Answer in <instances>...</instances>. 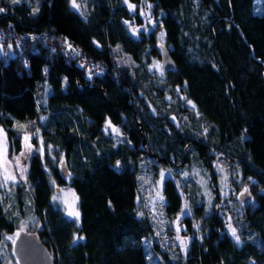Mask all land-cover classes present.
<instances>
[{"label":"trees","instance_id":"obj_1","mask_svg":"<svg viewBox=\"0 0 264 264\" xmlns=\"http://www.w3.org/2000/svg\"><path fill=\"white\" fill-rule=\"evenodd\" d=\"M78 1L79 11L70 0H0V31L10 38L3 46L11 45V55L0 57V124L19 151L14 125L34 120L67 169L64 177L56 165L47 161L46 167L33 156L13 204L0 203V243L20 220L35 219L37 237L55 264H149L146 240L162 264H264V12L254 13L253 0H128L151 4L160 19L154 30L134 37L125 21L136 14L122 0ZM161 32L176 70L157 74L150 65L159 58ZM88 69L98 74L87 78ZM40 82L51 87L42 107ZM172 113L176 125L167 117ZM106 121L126 139L110 128L106 133ZM190 156L213 172L218 201L215 161L229 166L233 186L221 213L202 203L193 207L198 233L185 254L170 253L152 239L150 219L136 212V165L142 157L163 164L173 157L186 166ZM45 167L75 191L78 223L52 205ZM249 178L253 198L241 202L236 181ZM163 196L172 217L182 205L172 179L165 180ZM184 225L192 231V218ZM74 237L84 239L74 243Z\"/></svg>","mask_w":264,"mask_h":264},{"label":"rangeland","instance_id":"obj_2","mask_svg":"<svg viewBox=\"0 0 264 264\" xmlns=\"http://www.w3.org/2000/svg\"><path fill=\"white\" fill-rule=\"evenodd\" d=\"M10 3H12V0H8ZM31 2L34 5H37L38 0H19ZM77 3L80 5V2L77 0ZM122 4L126 5L128 7L129 4H132L135 6L134 10H130L133 15L136 14V16H133L131 20L128 21L127 25L129 28L130 33L137 37L140 32L145 31H152L156 28L157 24H159L160 19L159 17L156 18L151 13V9L148 8L147 3H141L139 5L133 4V3H125V0H122ZM0 7H2V4L0 3ZM129 8V7H128ZM253 11L256 14H262L264 12V0H253ZM144 12L146 15H141V13ZM151 20V22H149ZM131 26V27H130ZM132 29H136L135 34H133ZM6 33L0 31V35H2V39H0V57H7L11 55V48H5L3 46V42L5 43L7 40H10L8 37V34L5 36ZM156 43H163L161 42L160 35H158V39ZM170 48V46H168ZM116 50H119V46H116ZM121 61L124 65L134 67L133 62L130 60L129 56L126 54H121ZM154 63L158 64L160 67L156 68L153 67ZM150 69H153L155 73L161 74L163 72V69L160 65V59H153L152 64L150 65ZM88 73H86L87 78L93 77L95 74H98V71L88 69ZM40 82L38 84V90H37V100L39 103V106L42 107V105L45 103L46 98L51 92V87L47 82L42 83ZM184 101V100H183ZM147 105L149 106V109L151 111H155L152 104L147 102ZM185 105L190 107V109H194L192 105L188 103V101H184ZM168 119L176 125L177 123V115L176 113H172L167 115ZM175 117V119H173ZM43 116L41 115L39 117V120L42 121ZM20 124L27 125L24 129H18L16 127V124L14 125L15 130H17L18 135H20L21 138V149L19 151H16L14 149V146H10V139L8 137V134L4 127L0 124V128L4 129V132L7 136V161L9 162L8 165H5V167L9 168V171L12 175L16 177V183H13L12 181H9L6 187H0V203L6 202L9 203L10 206L13 204L15 200V191L16 188L21 183H26L27 181V175L29 166L31 163V160L34 155H37L42 158V163L44 166L47 165V161L50 162L52 165H56L58 171L60 172V162L61 157H63L62 154H57L56 151L53 150L51 145H45L43 142V139L40 135V132H38V135H34L37 133L38 128L36 127V122L33 121H26V122H19ZM165 127V126H164ZM118 128V127H115ZM111 129V128H110ZM119 132L120 135H123L124 140L125 135L121 131L120 128ZM166 129V128H164ZM112 132V130H111ZM25 134H29L32 136V139L30 143L33 146V152L29 154L26 158L20 157V153L24 151V136ZM114 136H119L112 132ZM41 141L43 142V148H44V155L41 156V153L39 149L41 148ZM49 146H51V149L49 150ZM15 157H20V166H27V172H26V179L20 178V172L17 168ZM160 157V156H159ZM141 159V160H140ZM139 159V162L136 165V170L138 172V198H137V214L143 213L144 217H148L150 221L152 222L154 226L155 236L152 238L155 242L158 243V247L162 248L164 250H167L170 253H173L175 251L181 252L185 254V250H182V245L180 243V240L177 239V236H179L181 239H187V247L188 244L191 242V240L194 238V236L197 235V221L194 219L193 214V207L196 204L202 203V205L206 206L208 205V210L211 211L215 209L216 212L221 213V211L224 209V206L227 204L224 199H227L229 196V193L231 192L230 186H233L230 183V175L231 171L228 168L229 166L226 165L224 160L219 159L215 161V172L217 173L218 177V190L222 192V199L223 201H218L216 198V189L214 188L213 179H212V171L210 170H203L201 166L199 165L198 159L195 156L189 157V162H187L186 166H181L179 163H176L173 157L166 158V164H163L161 162V158L156 159V161H147V159H144L143 157ZM180 166V167H179ZM47 167V166H46ZM46 171L48 172L49 176V184L51 187V203L53 206L59 208L62 210L65 216H67L70 219L76 220L74 216H70L68 213L72 211L73 209L78 211L77 203H78V197L75 193V191L68 186L67 179L65 184H59L58 181L53 178L52 174H50V169L46 168ZM223 168V172H221L219 169ZM164 171V178L161 179V171ZM170 170V171H168ZM187 172L188 176H184V173ZM140 177H144V180H141ZM226 177V179H225ZM166 179H172L179 190V193L182 197V205L179 209V211L172 217L166 216V200L163 196V186ZM53 181L55 183H53ZM147 181V182H145ZM201 181H204L202 184ZM0 183H3V168H0ZM251 183H254V180L252 178H249L248 180H237L235 188L238 190L236 191V198L241 194H244V189H248V193L250 194V198H253L252 191L250 190ZM157 190L160 192V194L163 196V201H157L156 193ZM225 193H227L225 195ZM53 196L58 197V199L53 200ZM209 196H211V200L209 199ZM187 203L188 207L184 209V213L182 214L181 210L184 207V204ZM179 216V220H177V217ZM185 217L192 218L193 223V230L188 231L186 226L184 225V219ZM225 219H228L227 215L224 214L223 216ZM23 225V230H21V226ZM39 223L35 219H22L17 224L16 228L12 232H3L1 243H0V264H18L16 258L13 255L12 247L14 244V241L16 240L17 233L21 231L28 232L31 235L38 236V230H39ZM226 227H228L226 223ZM177 228L180 229L179 232H177ZM13 237V239H7V237ZM147 250V258L149 264H162L160 260L156 257L154 254V251L152 249V243L149 240H146V246L145 251ZM187 250V249H186ZM173 257V256H172Z\"/></svg>","mask_w":264,"mask_h":264},{"label":"snow or ice","instance_id":"obj_3","mask_svg":"<svg viewBox=\"0 0 264 264\" xmlns=\"http://www.w3.org/2000/svg\"><path fill=\"white\" fill-rule=\"evenodd\" d=\"M19 0H12V3H18ZM128 0H125V3H127ZM70 5L73 9L79 11L80 10V5L77 3V0H70ZM129 9L130 10H134L135 6L132 5V4H129L128 5ZM148 8L151 9L152 8V5L149 4L148 5ZM35 11H38V9H36ZM5 12V9L0 7V13H3ZM81 15H83V13H81ZM141 15H146V13L142 12ZM151 22V20L149 21ZM125 23L127 24L128 21H125ZM131 27V26H130ZM133 31V34H135L136 32V29H132ZM165 36V33L164 32H161L160 33V39H161V42L163 41V38ZM0 39H2V35H0ZM94 43H96L94 41ZM65 44L67 45V47L76 53V55H80V52L78 49H75L72 47L71 44H68L67 43V40H65ZM99 46V45H97ZM9 48H11V45L8 46ZM161 47L163 48V43H161ZM84 65H81V67H83ZM153 67H156V68H159L160 66L156 63H154ZM45 71H47V69H45ZM90 78V77H89ZM188 103L190 105H192V107L194 108L195 105L192 104V101H188ZM43 119V118H42ZM173 119H175V117H173ZM16 127L18 129H24L27 127V125H24V124H20L19 122H17L16 124ZM111 128L112 132H114L115 134L117 135H120V132H119V129L118 128H115L112 126L111 124V121H106V125H105V132L107 133L108 129ZM205 131H207V129H205ZM38 132L39 130H37V133L34 134V135H38ZM32 139V136L29 135V134H25L24 136V151H22L20 153V157H27L29 154H31L33 152V146L32 144L30 143ZM51 149V146H49V150ZM40 153H41V156L44 155V148H43V142L41 141V148L39 149ZM20 157H15V161H16V165H17V168L20 172V178L21 179H26V172H27V166H20ZM61 163L63 164V157H61ZM117 167H119L120 165V162L117 161ZM9 162L7 161V136H6V133L4 132V129L0 128V168H3V183H0V187H6L8 182L9 181H12L13 183H16V177L14 175H12L9 171V168L8 167H5V165H8ZM221 172H223V168H220L219 169ZM170 171V170H168ZM184 176H188V173L185 172L184 173ZM164 178V171L162 170L161 171V179L163 180ZM141 180H144V177H140ZM226 179V177H225ZM147 182V181H145ZM53 183H55L53 181ZM201 183L203 184L204 181H201ZM248 189L245 188L244 189V192H247ZM227 193H225L226 195ZM243 195V194H242ZM156 198H157V201H163V196L160 194V192L157 190V193H156ZM58 199V197L56 196H53V200H56ZM209 199L211 200V196H209ZM188 207L187 203L184 204V207L182 208L181 212L182 214L184 213V209H186ZM70 216H74L77 220V223L79 222V217H80V213L79 211L73 209L72 211H70L68 213ZM138 215H143V213H138ZM177 220H179V216L177 217ZM229 221H230V218H229ZM228 229H229V232L231 233L233 239L235 240V242L239 245L240 243V237L237 235V232H236V229L232 227L231 223L229 222L228 224ZM21 230H23V225L21 226ZM180 229L177 228V232H179ZM17 235H19V233H17ZM7 239H13V237H7ZM84 238L83 237H74V243H77L79 240H83ZM177 239L180 240V243L182 245V250H185L187 249V239H181L179 236H177ZM253 264H255V262H253Z\"/></svg>","mask_w":264,"mask_h":264},{"label":"water","instance_id":"obj_4","mask_svg":"<svg viewBox=\"0 0 264 264\" xmlns=\"http://www.w3.org/2000/svg\"><path fill=\"white\" fill-rule=\"evenodd\" d=\"M216 1V0H215ZM2 13H0V16ZM160 58V65L163 71L174 72L176 70L175 61L171 56L170 50L161 43L156 46ZM60 171L64 177L67 176L66 165L60 162ZM250 194L245 192L239 196L241 202H246ZM13 255L18 264H55L50 249L35 235L21 231L17 235L12 247Z\"/></svg>","mask_w":264,"mask_h":264},{"label":"built area","instance_id":"obj_5","mask_svg":"<svg viewBox=\"0 0 264 264\" xmlns=\"http://www.w3.org/2000/svg\"><path fill=\"white\" fill-rule=\"evenodd\" d=\"M25 63L27 64V61Z\"/></svg>","mask_w":264,"mask_h":264}]
</instances>
